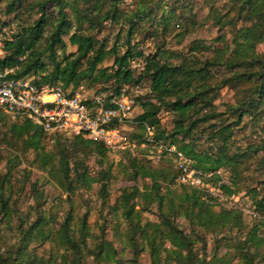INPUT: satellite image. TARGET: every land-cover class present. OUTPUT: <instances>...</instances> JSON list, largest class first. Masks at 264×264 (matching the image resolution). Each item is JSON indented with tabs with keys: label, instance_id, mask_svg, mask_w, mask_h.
Masks as SVG:
<instances>
[{
	"label": "trees",
	"instance_id": "trees-1",
	"mask_svg": "<svg viewBox=\"0 0 264 264\" xmlns=\"http://www.w3.org/2000/svg\"><path fill=\"white\" fill-rule=\"evenodd\" d=\"M119 1L32 0L30 9H35L38 16L4 41L5 53L0 57V68H13L10 78H31L36 85L59 84L71 90L84 81L92 85L112 79L114 86L108 92L118 93L123 84L134 85L147 80L148 96L136 99L141 107V112L134 118L137 131L132 139H137L134 140L136 146L149 145L156 140L165 143L168 140V144L174 145L178 152L189 158L190 166L202 174L212 173V176H218L216 171L228 168L232 175L227 183L220 185L222 193L228 196L238 193L240 188L237 186L235 168L240 165L245 152L264 150V142L248 146L245 150L229 152L227 143L231 129L230 124H226L214 130L212 138L219 142V146L215 153H208L196 149L194 129L208 117L217 116H198L202 110L208 111L211 106L210 97L208 98L211 88L205 82L208 67L224 65L232 71V76L225 82L246 80L250 83L248 94L230 105L231 111L237 112L235 124L258 104H264V53L248 55L244 48L237 56L234 55V59L205 60L199 66L172 62L152 54L144 57L143 68L136 72L129 68V63L134 57L140 56L139 52H134L129 46L122 53L115 46L107 49L103 43L96 42L92 35L77 29L68 35V42L75 50L65 54L67 44L63 37L72 27V20L66 9L72 11V18L78 23L83 20L91 25H100L103 19L118 18ZM17 3L19 0L6 3L5 13H9ZM234 4L238 5L237 15L252 22L250 26L241 28L240 37L252 43L263 39L264 0H233L232 5ZM81 5L87 7L88 11L83 12ZM104 6L108 7L104 15L97 16L95 10ZM48 7L54 12L47 13ZM142 9L136 8L132 17ZM9 23L11 22L5 20L1 22L0 32ZM46 25H49V30L44 36ZM130 34L131 27L128 36ZM44 56L48 61H45ZM109 56L112 57L111 66L100 67ZM196 80L198 83L194 84ZM161 109L171 110L175 114L174 125L167 133L159 128L158 113ZM4 117L1 115L2 119ZM6 126L5 134L20 141L24 149H31L37 168L45 172L61 189L66 192L90 189L94 183H99L101 191L106 190L109 172L101 169L93 176L86 165V159L90 155L95 156L99 165L106 162L109 149L103 142L78 134L72 138H55L54 146L47 150L42 142L45 132L31 120L23 118ZM147 127L152 130V135H147ZM262 129L264 131V125ZM124 167L134 185L122 190L120 197L110 206V211L117 213L122 210L123 217L129 224L127 232L120 235L123 250L129 254L128 264H140L142 251L149 254L150 264H233L234 261L237 264H264L260 262L264 257V236L259 232L260 226L264 225V195L256 188H249V192L261 217L243 231L246 224L239 209L220 207L216 211V204L211 202L214 198L196 186L184 185L179 192L172 190L171 185L179 174L176 167L172 170L169 166H152L149 161L129 152H126ZM138 178L149 182L139 189L135 184ZM7 179L0 178V230L4 225L12 236V243L8 249L0 246V264H85L87 258L91 259L92 264H124L103 229L99 236L91 235L85 217L77 231L72 228L73 216L70 212L65 214L58 228L51 224L54 217H47L42 212H37L31 220L18 217V223L13 227L10 195L5 190ZM33 187L35 190L36 184ZM137 205L138 210L135 209ZM151 205L156 207L157 220L141 221L140 211H148ZM178 216L185 218L191 226L198 227L203 233L215 235L214 252L210 260L195 252L196 240L191 233L177 225L175 218ZM223 231H228L229 234L217 238ZM197 237V240L203 241L198 234ZM33 242L55 244L63 252L59 257L49 255L45 258L32 253L30 245ZM222 247L225 251L218 255Z\"/></svg>",
	"mask_w": 264,
	"mask_h": 264
},
{
	"label": "rangeland",
	"instance_id": "rangeland-1",
	"mask_svg": "<svg viewBox=\"0 0 264 264\" xmlns=\"http://www.w3.org/2000/svg\"><path fill=\"white\" fill-rule=\"evenodd\" d=\"M9 1L0 0V23L4 20L11 22L1 29V33L6 38L10 37L17 29L20 30L22 26L32 23L34 18L38 16L35 9H30L32 0H19V3L9 13H5V4ZM232 1L120 0L117 3L118 18L116 20L103 19L100 25H96V23L91 25L88 21L83 20L78 23L73 20L72 11L66 9L70 16L69 19L72 20V27L69 29V33L63 37L67 44L65 54L75 50V47L68 42V35L77 29L84 34L92 35L96 42L103 43L107 49L115 46L118 52L122 53L129 46L134 52H139L140 56L134 57L130 61L136 66H143L144 57L152 54H157L160 58L172 62H184L186 65L192 64L194 66L203 64L205 60L234 59V55L242 52L241 50L244 48L247 49L248 55L263 54L264 36L263 39L255 43L240 37L241 28L250 26L252 22L245 21L237 15L238 5H232ZM138 7L143 9L132 17L133 11ZM107 8L104 6L98 11L96 9V15L102 17ZM80 9L83 12L88 11V8L82 5ZM46 10L49 14L53 11L51 7ZM130 27L131 34L128 36ZM48 30L49 25H46L44 36L48 34ZM41 44H43L42 40ZM59 53L60 49L58 50ZM44 59L48 61L46 56ZM111 64L112 57L109 56L100 67H110ZM208 71L205 82L206 86L211 88L208 93L211 106L208 111L202 110L198 116L199 118L208 117L212 114H217V116L208 117L206 121L200 122L198 127L194 129L193 137L196 149L215 153L219 142L212 138L213 132L226 124H230L229 128L231 129L227 143L229 152H234L236 149L245 150L248 146L263 143L264 104H258L254 109L245 113L242 120L237 124H235L237 112L233 113L230 109V105H234L248 94L250 83L246 80L225 82L232 76L233 72L225 68L224 65L208 67ZM197 83L196 80L194 84ZM113 86L112 79L92 85L84 81L82 87L76 91L80 96L90 99L96 95L108 94L109 89ZM135 87L133 85L131 93L136 99L139 96H148L149 82L147 80L138 83ZM140 112L141 107L136 101V108L132 117L114 125L116 138L122 137L123 139L117 141L113 148H108V157L104 164L99 165L94 155H90L86 159V165L93 176H96L101 169L109 172L110 178L106 190L102 192L100 184L94 183L90 189L81 188L66 192L58 187L45 172L37 168V164L33 161L34 153L31 149H24L20 141L9 138L5 134L6 125L21 119L13 118L0 111V178H8L5 190L6 194L10 195L12 226L17 225L18 217H27L31 220L37 212H42L47 217L53 216L54 219L51 224L58 228L65 214L70 212L73 216L71 224L74 231L80 228L81 220L85 217L86 226L91 235L99 236L101 229H103L106 238L113 242V247L119 252V258L124 264H128L129 254L123 250L120 235L127 232L129 224L124 219L122 210H118L117 213L110 211V206L120 197L122 190L134 185V182L129 180V176L124 171L126 152L149 161L152 166L164 165L169 166L172 170L175 168V158L172 155L161 154L156 151L155 142H159V140L149 145H137L135 148L123 145L127 142L135 143L134 140H137L136 138L132 139L137 131V122L134 118ZM1 115L5 116L4 119L1 118ZM158 118L159 128L166 133L169 132L174 125V112L161 109ZM44 135L42 142L47 150L54 146L55 138H64L58 134L45 133ZM241 160L240 165L235 168L237 186L240 188L238 193L229 196L222 193L220 185L227 183L232 175L228 168H221L216 171L218 176L204 177V184H209L210 187L199 188L207 193L206 195L215 199L211 202L216 204L214 207L216 211L220 207L239 209L246 224L243 231H246L261 217L260 212L255 209L249 188H256L264 195V150L259 149L253 153L245 152V156ZM148 182V180L138 178L135 184L139 189H142ZM34 184H36L35 190L33 189ZM184 185L190 186L176 179L171 185V189L179 192ZM217 193L219 196L213 195ZM232 196H236V199H233ZM137 201H140L139 197ZM135 209L138 210L139 206H135ZM252 212L254 213L252 214ZM140 219L141 221H156V207L151 205L148 211H140ZM175 221L181 229L191 233V236L196 240L195 252L210 260L214 252L215 235L210 232L203 233L198 227L191 226L181 216L176 217ZM0 231V246L2 249H8L12 243V236L4 225ZM259 232L264 236V225L260 226ZM197 234L203 238V241L197 240ZM228 234V231H223L217 238H222ZM166 246L169 247L168 243ZM30 248L33 254L45 258L49 255L59 257L63 252L61 248L50 243L33 242ZM224 251L225 248L222 247L218 255ZM260 262L264 263V257L261 258ZM139 263L150 264L147 251L141 252ZM85 264H92L91 259L87 258ZM233 264H237L236 261Z\"/></svg>",
	"mask_w": 264,
	"mask_h": 264
},
{
	"label": "built area",
	"instance_id": "built-area-1",
	"mask_svg": "<svg viewBox=\"0 0 264 264\" xmlns=\"http://www.w3.org/2000/svg\"><path fill=\"white\" fill-rule=\"evenodd\" d=\"M7 38L0 32V57L4 55V41ZM144 66V64H143ZM143 66L129 63V68L140 71ZM13 68H0V111L13 118H27L48 134H58L66 138L75 135L103 142L113 148L117 141L114 125L129 119L136 108V98L132 95L133 85H121L118 93L96 95L86 99L74 90L61 85H36L31 78H10ZM135 85L134 84V88ZM151 135V129L146 128ZM135 148V143H124ZM156 151L170 154L175 158V167L179 174L177 179L190 186L210 187L204 184V177L212 173L202 174L190 166V159L178 152L174 145L156 142ZM212 193V192H211ZM219 196V193L213 194ZM236 199V196H232ZM254 212H252L253 214Z\"/></svg>",
	"mask_w": 264,
	"mask_h": 264
}]
</instances>
